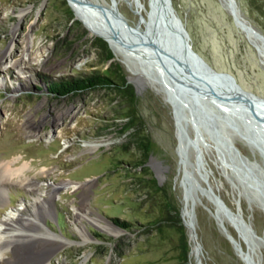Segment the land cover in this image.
<instances>
[{"label": "rangeland", "instance_id": "obj_1", "mask_svg": "<svg viewBox=\"0 0 264 264\" xmlns=\"http://www.w3.org/2000/svg\"><path fill=\"white\" fill-rule=\"evenodd\" d=\"M115 1L127 26L134 29L139 23L144 28L148 0ZM171 3L192 48L242 88L264 97V0ZM139 4L144 7L140 14ZM96 37L101 36L90 33L68 0H0V163H25V173L40 188L32 193L12 183L0 215L24 209L52 182H89L75 189L65 184L55 196L42 226L66 244L52 254L51 264H246L244 254L264 264V240H259L264 239V209L258 198L223 164L205 133L198 146L205 176L198 174L193 145L180 161L172 107L160 84L141 72L133 55L123 62L109 46L113 57L107 59ZM7 49L11 55L5 54ZM84 73L100 74L111 82L75 94L51 91V82ZM127 87L134 93L138 129L150 139L144 163L130 136L133 128L123 131L129 112ZM186 132L194 137L190 122ZM230 138L247 158L245 168L264 183V158L237 133L231 132ZM101 139L106 144L86 146ZM184 171L200 186L188 200L199 242L195 254L182 216ZM213 194L236 219L217 213ZM80 200L86 213L81 223L75 219ZM176 211L188 235L187 260L180 255ZM98 219L112 222L123 233L103 231ZM237 219L250 225L247 233ZM225 232L235 235L240 250Z\"/></svg>", "mask_w": 264, "mask_h": 264}, {"label": "water", "instance_id": "obj_2", "mask_svg": "<svg viewBox=\"0 0 264 264\" xmlns=\"http://www.w3.org/2000/svg\"><path fill=\"white\" fill-rule=\"evenodd\" d=\"M148 1L144 28L141 29L138 23L133 33L126 30L129 36L126 54L138 59L141 72L160 84L165 99L171 105L179 160H184L187 147L193 145L198 174L205 176L200 172L203 159L198 149L205 133L215 144L223 164L229 166L236 178L255 194L264 209V183L245 168L249 162L239 154L230 138L231 132L237 133L264 158V97L242 88L192 48L189 33L183 20L175 13L171 0ZM95 11L106 15L104 8H95ZM149 71L155 74L151 75ZM188 122L194 128L193 138L186 132ZM181 183L184 195L191 198L200 189L188 171L183 172ZM213 201L217 213L236 219L218 195L213 194ZM190 213L195 227L194 213L192 210ZM236 221L246 233L250 230L249 224L239 219ZM225 234L234 248L240 250L237 240L231 234ZM259 240L264 239L259 237ZM243 258L246 264H259L248 254Z\"/></svg>", "mask_w": 264, "mask_h": 264}, {"label": "bare ground", "instance_id": "obj_3", "mask_svg": "<svg viewBox=\"0 0 264 264\" xmlns=\"http://www.w3.org/2000/svg\"><path fill=\"white\" fill-rule=\"evenodd\" d=\"M68 2L74 9L77 17L89 29L90 33L105 38L115 55L123 62H126L128 54H126L125 45L128 43L127 39L129 38L126 30L133 33L134 29H131L119 18L120 14L116 11V1L113 0V3H109L102 0H68ZM94 7L104 8L106 15H102L101 12H96ZM143 8V5L139 4V14ZM147 10L145 9L146 14ZM29 41V38H27V42ZM5 54L11 55L10 49H7ZM14 64L15 60H13L12 65ZM49 137L52 136H48L47 138L49 139ZM106 142L107 140L101 139L94 142H87L86 146L93 148L106 144ZM25 170V163L19 166L15 161L0 163V205L5 203L6 192H8L9 186L12 183H20L19 185L22 184L32 193L40 189L36 181L27 176ZM202 170L203 167L200 169V172L205 175V171ZM65 184L75 189L79 186H88L89 182L86 184L71 180L66 183L62 181L52 182L42 197L36 196V200L30 204H26L24 209L17 210L14 214L0 215V263L51 264L52 254L66 243L56 234L51 233L49 228L43 227L42 225L46 217L52 212V204H54L58 190ZM189 199L191 197L184 195L182 216L189 231V238L193 243L192 253L195 254L198 245L196 234H194L196 232L195 227L192 225L190 208L188 207ZM84 207V200H80L79 206L75 208V219L79 223H81L82 216L86 215ZM97 221L101 229L109 234L119 235L123 233L121 229L110 221L104 223L99 219Z\"/></svg>", "mask_w": 264, "mask_h": 264}, {"label": "trees", "instance_id": "obj_4", "mask_svg": "<svg viewBox=\"0 0 264 264\" xmlns=\"http://www.w3.org/2000/svg\"><path fill=\"white\" fill-rule=\"evenodd\" d=\"M69 15L72 16L71 10H69ZM77 21V20H76ZM78 22V21H77ZM96 43L100 46L102 51L106 54L107 59H111L113 57V53L111 49L109 48V43L101 38L96 37ZM119 71L122 73L121 68L119 67ZM121 79L125 82V76L121 74ZM111 81L100 74H91V73H84L81 75L76 76H68L65 80L59 78L53 82H51L50 89L52 92H55L59 95H67L70 93H78L81 91H85L87 89H94L98 85L107 84ZM124 84V83H123ZM122 84V85H123ZM126 99L128 103L129 112L126 115L127 121L126 125L123 126V131L126 129L133 128V131L131 132L130 136L136 139V148L139 152L140 162L144 163L146 159L149 157L150 154V139L148 135L144 134L142 130H139L138 126L140 125L138 120V116H136V107L134 104V93L132 91V87L126 88ZM153 182L156 183V180L153 179ZM167 217L168 219H171L170 217V208H168ZM174 222L177 226V230L179 233V247H180V255L183 260H187L188 258V251H189V245H188V235L185 229V226L182 223V220L179 216V211H176V216H174ZM113 220L116 223H119L122 226L129 227L128 222L119 220L117 218H113ZM61 226H64L63 222H59ZM234 237L235 235L232 234Z\"/></svg>", "mask_w": 264, "mask_h": 264}]
</instances>
